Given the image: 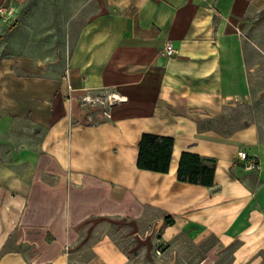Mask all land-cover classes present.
<instances>
[{"label": "crops", "instance_id": "1", "mask_svg": "<svg viewBox=\"0 0 264 264\" xmlns=\"http://www.w3.org/2000/svg\"><path fill=\"white\" fill-rule=\"evenodd\" d=\"M1 9L0 264H133L107 230L117 222L141 240L237 241L235 264H264V123L234 118L259 109L264 0ZM169 43L177 56L160 57ZM145 133L174 139L167 174L138 169ZM183 152L216 160L213 187L178 181ZM9 240L21 249L3 252Z\"/></svg>", "mask_w": 264, "mask_h": 264}, {"label": "rangeland", "instance_id": "2", "mask_svg": "<svg viewBox=\"0 0 264 264\" xmlns=\"http://www.w3.org/2000/svg\"><path fill=\"white\" fill-rule=\"evenodd\" d=\"M5 16L8 17L7 10ZM261 50L264 54V47H262ZM263 54L261 55L263 57V62H261L260 64V77L255 80V86L259 89L260 92V98L256 101L258 103V106L256 107H258L259 109L258 111L256 109L254 111H251V109L244 108L241 111H238L234 117L236 119L241 117L244 122L246 120L250 121L252 120V118H256L254 115H257V117L260 118L261 123H264ZM98 107L99 106H96V108ZM252 115L254 117H252ZM150 227L151 226L149 224H146L145 226H143V228L141 226L140 228L137 227V231L139 233L141 232L140 234L142 236H145ZM107 230L113 235L119 247L133 257V264H235L234 252L239 246L237 241H235L229 247H225L214 238L206 240H193L183 235L173 239H163L162 230L155 233L154 238L152 239L150 238L148 240H141L133 233L135 227L127 222H117L112 224L110 223L109 225H107ZM3 241L4 239L0 238V244ZM9 241V244L3 247V252L21 249L19 246H15L12 240ZM82 257L73 255V263L81 264L80 258ZM2 258L3 254L0 253V263L2 261ZM261 258L264 259V253L261 254ZM10 264L13 263L10 262ZM16 264L18 263L16 262Z\"/></svg>", "mask_w": 264, "mask_h": 264}, {"label": "trees", "instance_id": "3", "mask_svg": "<svg viewBox=\"0 0 264 264\" xmlns=\"http://www.w3.org/2000/svg\"><path fill=\"white\" fill-rule=\"evenodd\" d=\"M173 146L174 139L171 137L143 134L139 142L138 169L167 174ZM216 164L215 159L183 152L179 159L177 179L181 183L211 188L215 183ZM172 223L170 218L166 219L167 225Z\"/></svg>", "mask_w": 264, "mask_h": 264}, {"label": "built area", "instance_id": "4", "mask_svg": "<svg viewBox=\"0 0 264 264\" xmlns=\"http://www.w3.org/2000/svg\"><path fill=\"white\" fill-rule=\"evenodd\" d=\"M11 11L7 12V15H11ZM6 15V10L1 9L0 10V16H5ZM178 54L177 50L173 46V44H167L159 53V56L165 59L169 58H174ZM238 160L243 163V167L247 172H254L260 170V163L259 159L256 157L250 156L247 152L245 151H240L238 153ZM159 253V251H158Z\"/></svg>", "mask_w": 264, "mask_h": 264}]
</instances>
